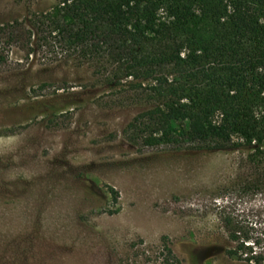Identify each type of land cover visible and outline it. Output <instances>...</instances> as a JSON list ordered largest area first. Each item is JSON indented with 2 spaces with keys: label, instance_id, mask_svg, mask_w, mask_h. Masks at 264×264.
I'll use <instances>...</instances> for the list:
<instances>
[{
  "label": "rangeland",
  "instance_id": "rangeland-1",
  "mask_svg": "<svg viewBox=\"0 0 264 264\" xmlns=\"http://www.w3.org/2000/svg\"><path fill=\"white\" fill-rule=\"evenodd\" d=\"M55 2L0 0V26ZM0 53V264H147L138 255L157 259L164 240L181 264H246L219 218L264 204L238 152L132 141L145 85L102 81L56 44Z\"/></svg>",
  "mask_w": 264,
  "mask_h": 264
},
{
  "label": "trees",
  "instance_id": "trees-1",
  "mask_svg": "<svg viewBox=\"0 0 264 264\" xmlns=\"http://www.w3.org/2000/svg\"><path fill=\"white\" fill-rule=\"evenodd\" d=\"M11 43L28 58L56 44L61 58L102 81L145 85L138 99L148 107L129 124L132 141L238 152L244 188L264 194V0H56L0 26V44ZM219 218L232 244L226 254L264 264V204ZM155 255L138 256L181 264L167 240Z\"/></svg>",
  "mask_w": 264,
  "mask_h": 264
}]
</instances>
